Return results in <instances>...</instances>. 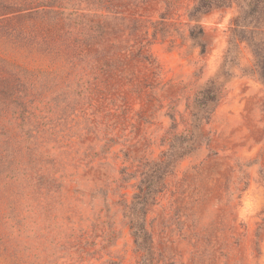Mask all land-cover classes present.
<instances>
[{"label": "rangeland", "instance_id": "374dc122", "mask_svg": "<svg viewBox=\"0 0 264 264\" xmlns=\"http://www.w3.org/2000/svg\"><path fill=\"white\" fill-rule=\"evenodd\" d=\"M196 1L0 0V264H140L127 204L178 133L151 264H264V83L240 38L264 46V12L234 32L244 0Z\"/></svg>", "mask_w": 264, "mask_h": 264}, {"label": "trees", "instance_id": "16d2710c", "mask_svg": "<svg viewBox=\"0 0 264 264\" xmlns=\"http://www.w3.org/2000/svg\"><path fill=\"white\" fill-rule=\"evenodd\" d=\"M243 1V0H242ZM248 10H244L242 15H238L231 21L232 30L243 26L242 22L256 23L262 17L264 12V0H244ZM234 0H197L195 5L188 12L190 19L198 15L208 13L213 9L228 7ZM237 2V0H236ZM245 26V25H244ZM203 35V28L200 25H194L189 30V36L192 39H198ZM240 38L247 42L255 60L259 78L264 83V46L262 43L255 42L251 37L241 33ZM204 50V44H199ZM220 88L212 81L203 89L196 92L194 104L201 111V119L208 120L211 112L217 104L220 96ZM192 116L195 121L200 120L194 112ZM194 125V127H196ZM194 139L192 134L178 133L173 134L169 140L168 147L162 151L160 156L146 163L142 171L141 179L137 184L131 201L127 204L126 216L129 219V227L134 238V242L139 251L142 252L140 264H151V238L145 228V213L147 206L154 203L160 188L164 186L165 177L170 174L174 168L175 162L193 149Z\"/></svg>", "mask_w": 264, "mask_h": 264}]
</instances>
